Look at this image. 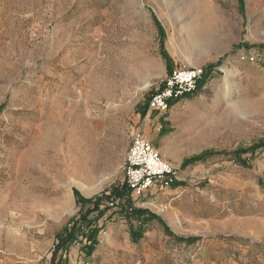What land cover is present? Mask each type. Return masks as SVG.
Here are the masks:
<instances>
[{"label":"rangeland","instance_id":"obj_1","mask_svg":"<svg viewBox=\"0 0 264 264\" xmlns=\"http://www.w3.org/2000/svg\"><path fill=\"white\" fill-rule=\"evenodd\" d=\"M181 67L199 89L149 110ZM137 133L180 182L131 195L163 223L112 207L66 264H264V0H0V264H50Z\"/></svg>","mask_w":264,"mask_h":264},{"label":"built area","instance_id":"obj_2","mask_svg":"<svg viewBox=\"0 0 264 264\" xmlns=\"http://www.w3.org/2000/svg\"><path fill=\"white\" fill-rule=\"evenodd\" d=\"M202 75L203 70L198 67L174 69L151 96L149 110L167 113L172 104L197 91ZM124 165L125 183L133 196H142L155 187L168 188L177 177L174 168L142 133L133 136Z\"/></svg>","mask_w":264,"mask_h":264},{"label":"trees","instance_id":"obj_3","mask_svg":"<svg viewBox=\"0 0 264 264\" xmlns=\"http://www.w3.org/2000/svg\"><path fill=\"white\" fill-rule=\"evenodd\" d=\"M167 60L170 62V58H167ZM169 68L171 69L170 63ZM199 86L200 84L198 82L197 90L199 89ZM246 152H248V150H244L241 153ZM239 153L240 152H238V156H235V159L240 163H245V160L241 158V154ZM209 156L210 153L207 152L191 157L183 162L182 167H186L198 161L205 160ZM179 184L180 182H175L173 185L177 186ZM76 195L78 198V203L82 205L80 218L72 219L70 226L68 225L66 228H64V231L57 236L58 242L54 247L50 264H66V261L63 258L64 253L69 250L73 243L79 242L80 238L81 241L84 242V251L90 255L99 243L98 235L101 231V227L99 226L98 221L112 207H120L128 218L138 219L142 224L153 219H157L163 223L157 214L145 209L134 207V204L131 200V191L126 183H124L121 187L113 188L112 192L109 194L105 192L102 195L93 198L86 199L82 197L78 191L76 192ZM105 200H110L109 202H111L113 205L110 204L109 206V204H104ZM117 200H119V202H117ZM87 205H89V207L85 209ZM103 206L104 208H102ZM94 213H96V215L93 216V218H90V215ZM165 229L169 234L173 235L168 227H165ZM132 236L134 239H137L141 236V232L138 233L134 231ZM192 240L194 239H190V241Z\"/></svg>","mask_w":264,"mask_h":264},{"label":"bare ground","instance_id":"obj_4","mask_svg":"<svg viewBox=\"0 0 264 264\" xmlns=\"http://www.w3.org/2000/svg\"><path fill=\"white\" fill-rule=\"evenodd\" d=\"M151 84L150 83H147V84H145V88H148L149 86H150ZM176 117H177V119H183V117H184V115H183V112L181 113V112H178V113H176Z\"/></svg>","mask_w":264,"mask_h":264},{"label":"crops","instance_id":"obj_5","mask_svg":"<svg viewBox=\"0 0 264 264\" xmlns=\"http://www.w3.org/2000/svg\"><path fill=\"white\" fill-rule=\"evenodd\" d=\"M82 250H84V249L82 248Z\"/></svg>","mask_w":264,"mask_h":264}]
</instances>
